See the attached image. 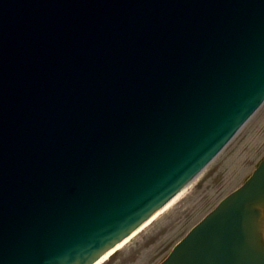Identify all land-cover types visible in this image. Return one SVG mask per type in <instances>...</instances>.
I'll return each instance as SVG.
<instances>
[{"label":"water","instance_id":"obj_1","mask_svg":"<svg viewBox=\"0 0 264 264\" xmlns=\"http://www.w3.org/2000/svg\"><path fill=\"white\" fill-rule=\"evenodd\" d=\"M263 100L264 0H0V264H91ZM158 264H264V156Z\"/></svg>","mask_w":264,"mask_h":264},{"label":"rangeland","instance_id":"obj_2","mask_svg":"<svg viewBox=\"0 0 264 264\" xmlns=\"http://www.w3.org/2000/svg\"><path fill=\"white\" fill-rule=\"evenodd\" d=\"M264 156V102L163 212L99 264H158L173 245Z\"/></svg>","mask_w":264,"mask_h":264},{"label":"bare ground","instance_id":"obj_3","mask_svg":"<svg viewBox=\"0 0 264 264\" xmlns=\"http://www.w3.org/2000/svg\"><path fill=\"white\" fill-rule=\"evenodd\" d=\"M264 102V100L262 101V103ZM261 103V104H262ZM260 104V105H261ZM259 108V107H258ZM257 108V109H258ZM256 109V110H257ZM255 110V111H256ZM254 111V112H255ZM254 112L250 115V117L254 114ZM249 117V118H250ZM248 118V119H249ZM247 119V120H248ZM246 120V121H247ZM245 121V122H246ZM245 122L241 125V127L245 124ZM240 127V128H241ZM236 134V133H235ZM234 134V135H235ZM233 135V136H234ZM233 136L231 137V139L233 138ZM230 139V140H231ZM229 140V141H230ZM228 141V142H229ZM227 142V143H228ZM226 143V144H227ZM225 144V145H226ZM224 145V146H225ZM224 148V147H223ZM222 148V149H223ZM221 149V150H222ZM220 150V151H221ZM191 183V182H190ZM190 183H188L178 194H176L167 204H165L156 214H154L152 217H150L149 219H147L144 223H142L139 227H137L134 231H132L125 239H123L121 242H119L113 249H111L110 251H108L107 253H105L103 256H101V257H99L98 259H96L95 261H93L91 264H99L100 262H102V261H104L112 252H114L115 250H117V249H119L120 247H122L128 240H130L132 237H134L139 231H141L149 222H151L155 217H157L161 212H163L178 196H180L187 188H188V186H189V184Z\"/></svg>","mask_w":264,"mask_h":264}]
</instances>
